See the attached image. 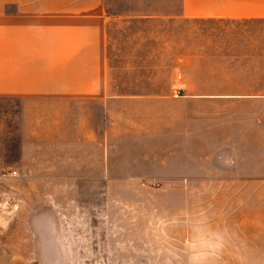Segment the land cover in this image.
Returning <instances> with one entry per match:
<instances>
[{"label":"crops","instance_id":"obj_1","mask_svg":"<svg viewBox=\"0 0 264 264\" xmlns=\"http://www.w3.org/2000/svg\"><path fill=\"white\" fill-rule=\"evenodd\" d=\"M115 51L153 61L154 89L114 80ZM0 117L25 163L142 179L153 149L156 179L264 197V0H0Z\"/></svg>","mask_w":264,"mask_h":264},{"label":"rangeland","instance_id":"obj_2","mask_svg":"<svg viewBox=\"0 0 264 264\" xmlns=\"http://www.w3.org/2000/svg\"><path fill=\"white\" fill-rule=\"evenodd\" d=\"M115 55L114 80L154 89L145 82L153 61ZM158 78L167 89L170 72ZM11 139L0 119V168L17 171L0 177V264H264V197L250 180L236 195H204L201 180L187 190L185 180L155 178L153 149L138 168L146 178L84 179L73 157L25 163ZM112 161L113 175L137 169ZM98 169L104 175L105 165Z\"/></svg>","mask_w":264,"mask_h":264},{"label":"built area","instance_id":"obj_3","mask_svg":"<svg viewBox=\"0 0 264 264\" xmlns=\"http://www.w3.org/2000/svg\"><path fill=\"white\" fill-rule=\"evenodd\" d=\"M16 174H17V171L16 170H6V169H2V171H1V175L3 177L11 176V175H16Z\"/></svg>","mask_w":264,"mask_h":264}]
</instances>
